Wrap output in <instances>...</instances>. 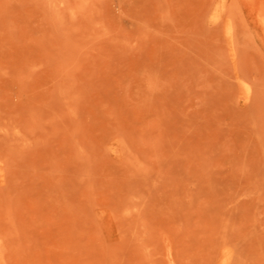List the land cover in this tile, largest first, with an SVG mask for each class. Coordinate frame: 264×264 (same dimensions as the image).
I'll return each instance as SVG.
<instances>
[{
  "label": "rangeland",
  "instance_id": "1",
  "mask_svg": "<svg viewBox=\"0 0 264 264\" xmlns=\"http://www.w3.org/2000/svg\"><path fill=\"white\" fill-rule=\"evenodd\" d=\"M0 264H264V0H0Z\"/></svg>",
  "mask_w": 264,
  "mask_h": 264
}]
</instances>
